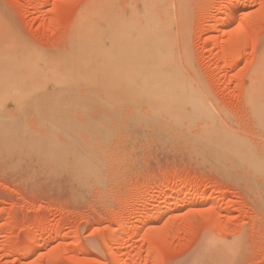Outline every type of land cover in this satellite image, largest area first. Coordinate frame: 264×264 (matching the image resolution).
<instances>
[{
  "label": "rangeland",
  "instance_id": "374dc122",
  "mask_svg": "<svg viewBox=\"0 0 264 264\" xmlns=\"http://www.w3.org/2000/svg\"><path fill=\"white\" fill-rule=\"evenodd\" d=\"M115 2L0 0V31L47 56H65L73 51L83 15ZM228 2L239 14L226 23L233 11ZM167 3L173 43L179 54L181 49L188 53L191 64L177 53L175 71L195 96L194 107L168 110L157 119L140 116L131 125L135 112L159 105L150 100L147 77L120 80L130 87L117 82L110 52L86 50L80 62L92 66L98 61L100 69L77 67L83 77L70 80L68 92L50 100L41 94L30 98L29 104L55 100L48 123L26 121L23 132L30 139L21 141L13 128L0 133V264H264V174L249 178L247 164L235 168L225 148L210 151L213 145L225 147L230 138L264 157V0ZM169 83L175 87L177 82ZM118 86L135 95H115ZM112 101L121 110L114 118L115 135L103 156L86 153L97 165L89 176L77 172L74 152L50 160L34 149L23 152V142L30 140L32 146L31 139L44 131L73 129L75 123L62 116L94 113ZM163 101L176 105L173 99ZM185 195L189 203L171 206ZM125 221L131 227L118 244L117 230ZM110 238L118 263L106 245Z\"/></svg>",
  "mask_w": 264,
  "mask_h": 264
},
{
  "label": "bare ground",
  "instance_id": "6f19581e",
  "mask_svg": "<svg viewBox=\"0 0 264 264\" xmlns=\"http://www.w3.org/2000/svg\"><path fill=\"white\" fill-rule=\"evenodd\" d=\"M122 1L115 2V0H113L115 3L104 4L101 7H96V9L86 12L83 15L82 23L74 31L73 51L65 56H47L42 53V51L40 52L34 49L27 44L28 42L26 43L21 38L8 37L5 36L6 34L3 35L1 32L2 29H0L2 33H0V133L6 132L9 128H13L12 131L15 132V140L21 141V139L24 138L30 139V137H26L27 132H23L25 128H28L26 127L27 124H25L26 121H28V125L30 124V126L48 123V115L49 112H51L49 106H51V103H54L55 100L45 101V99L50 100L51 97L55 95L68 92L69 89L66 88L67 86L65 85H67L70 80H77L83 77V73L75 69L77 67L91 66L90 64L80 62V58L86 50H91V54L93 52L99 53L100 50H108L110 52L108 62L112 67L111 75L117 82L123 79L141 80L147 77L148 93L153 95L150 100H154L159 103V105L150 106L148 109L144 110L143 113L135 112L132 116V121L128 120L131 125H136L140 122V116H148L149 118L157 119L168 110H172L170 112L173 113L177 108H184L188 105L189 107H194L195 96L189 94V90L181 83V75L177 74L175 71L178 69L177 53L179 48L177 49L173 43V28L167 7V0ZM225 4H228V7L233 10L232 3L230 4L228 2ZM237 14H239L238 11H231L225 22L236 21ZM220 28H222V26ZM223 28H225V26ZM214 29L215 28H211V31L213 32ZM242 34H244L243 31L241 35ZM181 50L182 51L179 52L183 54V61L187 60L186 63L188 64V53L185 54L183 52L184 50ZM184 54L186 58H184ZM179 59L181 62V58ZM97 62L91 67L100 69L99 66L102 65ZM186 63L184 62V64ZM189 65L191 66V64L187 66ZM263 66L264 61L262 67ZM145 70L149 72L146 74L144 72ZM263 78L264 77H262V80ZM155 80L159 81L158 84L155 83ZM162 80H167V83L163 85ZM171 81L177 82L174 84L176 85L175 87L170 85L169 82ZM120 83H125L130 87L126 82ZM27 84H29V86ZM129 89L130 88H126L125 91H120V87L118 86L115 89V95L121 94L127 97L135 95L133 90L128 91ZM33 94L45 96V99H43L44 102L41 104H29L30 101H33V99H30ZM164 98L173 99L171 102H174L176 105L167 104L163 101ZM85 108L86 107H84V109ZM195 108L202 112L199 106L195 105ZM263 111L264 109L262 112ZM120 113V108L116 106L115 101H112L111 103L107 102L100 111L94 113L86 111L84 115L81 114L77 118L62 116L61 118H64L62 121H73L75 123L73 129L66 128L67 131L59 130L57 133L44 131L41 135L38 133L39 136H37V138L34 137L31 139H35L32 146L29 144L30 140L28 142L26 141L27 143L23 142L25 147L22 150H24L23 152H28L30 149H32V151L34 149V152L36 151L35 154L48 157V159L49 157L51 159H60L58 155L63 154L66 156L74 152L77 156V162L74 160L76 162L77 172L82 174L88 173L97 165L93 163L94 161H91V157L89 158V156H86V153L92 152L93 158L100 155L103 156V151L106 150L105 146L109 145V142L115 135L117 120L114 118H118ZM125 123L126 128H128L127 121ZM128 126L130 125L128 124ZM9 131L11 132V130ZM29 135L31 134L29 133ZM62 141L64 146L60 144ZM23 143H20V145ZM227 143L225 147L224 144L219 146L213 145L210 147V151L216 152L217 154L218 151L220 152L221 150L223 152L225 149L227 150V148H229L227 152L225 150L223 153L229 155L230 161L233 162L234 167L236 166L235 168L238 169L239 166L242 165L241 167H243L247 164L248 171L249 168L251 171L249 178H252L254 174H264V157L249 152L241 142L235 143V141L229 138ZM102 144H104V146H102ZM18 148H20V146ZM222 148L225 149L223 150ZM225 155L223 154V156ZM72 156L74 155H71V157ZM37 159L38 158H36V160ZM103 160H105V158H103ZM234 167L232 166V168ZM98 169L100 168L98 167ZM90 173H88V176ZM260 190H262V188H260ZM180 192V190H177L176 193H174L179 195ZM178 198L171 202V206H177L178 204L183 206L191 201V198L186 195L181 199ZM130 224L129 221H125L119 226L117 230L119 235V238H117L118 244H120V241L123 242L124 233L129 226L131 227ZM153 228L154 227L151 226L148 230ZM113 240L112 238L107 239L106 245L111 250V260L117 262V259L119 260L117 250L110 247ZM22 253L23 252H19L18 254L23 255Z\"/></svg>",
  "mask_w": 264,
  "mask_h": 264
}]
</instances>
